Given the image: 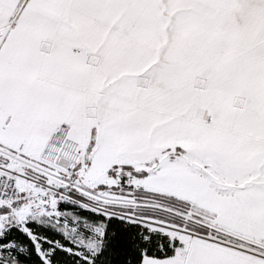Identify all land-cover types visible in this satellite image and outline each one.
Returning <instances> with one entry per match:
<instances>
[{
	"label": "snow or ice",
	"instance_id": "obj_1",
	"mask_svg": "<svg viewBox=\"0 0 264 264\" xmlns=\"http://www.w3.org/2000/svg\"><path fill=\"white\" fill-rule=\"evenodd\" d=\"M0 264H264V0H0Z\"/></svg>",
	"mask_w": 264,
	"mask_h": 264
}]
</instances>
